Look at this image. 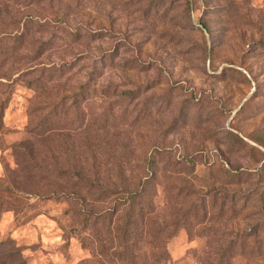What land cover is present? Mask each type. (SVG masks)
I'll use <instances>...</instances> for the list:
<instances>
[{"label": "rangeland", "instance_id": "obj_1", "mask_svg": "<svg viewBox=\"0 0 264 264\" xmlns=\"http://www.w3.org/2000/svg\"><path fill=\"white\" fill-rule=\"evenodd\" d=\"M0 264H264V0H0Z\"/></svg>", "mask_w": 264, "mask_h": 264}, {"label": "trees", "instance_id": "obj_2", "mask_svg": "<svg viewBox=\"0 0 264 264\" xmlns=\"http://www.w3.org/2000/svg\"><path fill=\"white\" fill-rule=\"evenodd\" d=\"M155 180L154 176L152 174L149 178L143 182V184L139 185L136 189H123L122 192L126 194V196L122 197L120 199V202H122L121 207L123 209L120 210V208L116 207L114 210H109L104 213H102L100 216L96 218L95 225L100 220L108 219L110 220L108 226L106 228H111L113 219L117 216L118 212L121 211V216L117 220V228H121V230H124V235L121 237L122 241L135 238V239H142V235L140 231L136 230L139 229L140 226L142 228H147L148 225H158L157 228H166V223L161 226L159 225L154 218H152V207H153V201H142V197L144 196L146 192V186L149 184L150 181ZM141 187V188H140ZM121 192V194H122ZM126 197V198H125ZM156 228V227H155ZM162 232V231H161ZM160 232V233H161ZM155 243L158 244L163 243L161 239H155Z\"/></svg>", "mask_w": 264, "mask_h": 264}]
</instances>
